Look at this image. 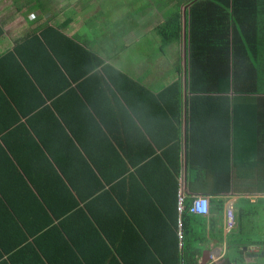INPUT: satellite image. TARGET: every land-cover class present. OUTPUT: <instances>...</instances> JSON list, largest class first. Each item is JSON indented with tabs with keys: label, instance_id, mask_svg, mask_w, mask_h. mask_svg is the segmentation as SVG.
I'll return each mask as SVG.
<instances>
[{
	"label": "crops",
	"instance_id": "obj_1",
	"mask_svg": "<svg viewBox=\"0 0 264 264\" xmlns=\"http://www.w3.org/2000/svg\"><path fill=\"white\" fill-rule=\"evenodd\" d=\"M59 1L61 9L51 13L38 0H0V60L18 50L16 55L29 61L38 76L45 77L48 66L58 67L68 87H74L90 106L101 107V103L106 106L119 101L121 106L111 110L109 121L113 126L123 125L118 130L127 131L129 138L124 135L123 141L130 147L151 148L158 155L178 145V156H169L171 162L161 177L156 178L155 193L162 201L181 190L186 199L201 195L207 196L210 203L209 214L197 216L199 221H195L193 232L186 237L183 231L181 240L177 236L178 250L192 247L193 259L187 257L192 264H237L239 252L258 247L254 244L264 238L261 199L264 196V93L248 96L228 93L230 108L227 109L225 102L205 101L206 97L226 94L194 95L189 91L188 29L184 18H188L189 0ZM255 2L257 13L249 19L260 22L264 28L263 6L259 0ZM54 3L45 1V5ZM36 5L44 13H37ZM174 15L179 18L177 29L169 25ZM50 29L79 48L68 47V43L59 40L61 47L56 49L44 46L33 53L22 50L26 40L40 37L41 33L47 40L52 39ZM181 62L185 64L184 75ZM87 68H90L88 72ZM5 82L19 85L16 80L5 79ZM40 87L36 84L39 99L24 94L17 100L21 115L7 96V101L0 98V110L10 112L0 121L2 125L8 124L14 115L20 123L28 121L34 125L36 118L43 116L42 111L54 114L56 109L66 108L70 99L64 94L67 86L63 85L61 95L54 94V84L43 86L48 94ZM17 88L14 98L21 94V87ZM13 89L15 86L10 87V91ZM1 91L3 94L2 88ZM14 123L3 131L18 129L19 124ZM190 124L193 136L188 144ZM28 132L32 133L29 127L26 131L20 127V133L9 137L13 147L21 151L19 159L26 164L37 158L34 135ZM145 154L133 157L138 161L136 167L141 171L157 169L147 164L155 153L151 157ZM11 161L17 164L12 158ZM10 162L7 169L12 173ZM3 164L0 160V167ZM133 171L131 168L127 173L133 174ZM163 184L169 189H162ZM43 240L40 246L26 251L24 264L98 263L93 259L92 249L84 247L89 254L82 255L76 245L73 248L65 243L53 246L48 239ZM259 252L264 260V246ZM23 256L20 255L21 260ZM254 258L257 254H247L245 264H253ZM178 264H183L182 258ZM257 264L264 263L257 261Z\"/></svg>",
	"mask_w": 264,
	"mask_h": 264
},
{
	"label": "trees",
	"instance_id": "obj_2",
	"mask_svg": "<svg viewBox=\"0 0 264 264\" xmlns=\"http://www.w3.org/2000/svg\"><path fill=\"white\" fill-rule=\"evenodd\" d=\"M189 1L188 18L184 17L188 29L189 91L194 95L226 94L206 97L205 101L225 102L227 109L230 108L228 93L263 94L264 28L260 22L249 19L257 13L256 0ZM259 2L264 10V0ZM178 22V16L174 15L169 25L177 29ZM50 30L52 39L47 40L41 33L40 37L26 40L22 50L33 53L44 46L56 49L61 47L59 40L68 43V47L79 48ZM30 41L36 45H28ZM13 52L0 60V98L7 101V96L19 115L23 114L17 102L21 96L41 97L36 84L45 94L48 93L43 86L54 84V94L60 95L63 85L67 86L64 94L70 99L65 109H56L54 114L42 111L43 116L36 118L34 125L28 121L20 123L13 113L15 119L8 124L0 122V160L4 162L0 167V264L20 261L24 264L26 251L40 246L43 239H48L53 246L65 243L73 248L76 245L82 255L92 249L97 264H178L181 258L183 264H192V247L179 251L176 235L178 217L186 237L193 232L195 221H199L189 211L191 199H184V209L179 213L177 192L161 201L154 187L156 178L171 162L169 156H178V145L158 155L151 148L126 145L123 137L129 138L127 131L118 130L123 125L113 126L109 121L111 110L121 106L119 101L106 106L101 103V107L90 106L74 87H68L58 67L48 66L45 77L38 76L29 61L16 55L18 50L16 54ZM5 79L16 80L19 85H9ZM12 86L15 89L10 91ZM17 86L21 87V94L14 98ZM9 113L1 109L0 121ZM14 122L19 124V130L3 131ZM110 125L115 129L111 130ZM20 127L25 131L29 127L32 133L28 134L34 135L37 158L32 163L21 162L20 149L13 147L9 139L10 135L20 133ZM190 130H193L191 124L187 130L188 144L193 136ZM146 151L149 152L145 154ZM154 153L147 164L157 169L141 171L136 167L138 161L133 157L142 154L151 157ZM10 157L17 164L10 162ZM9 162L12 173L7 169ZM131 168H134L133 174H128ZM81 185H84L82 189ZM162 189L169 187L163 184ZM254 245L260 251L264 238ZM84 247L88 249L83 250ZM247 254H250L249 248L239 252L236 263L245 264ZM256 254L253 264L264 263L261 253Z\"/></svg>",
	"mask_w": 264,
	"mask_h": 264
},
{
	"label": "built area",
	"instance_id": "obj_3",
	"mask_svg": "<svg viewBox=\"0 0 264 264\" xmlns=\"http://www.w3.org/2000/svg\"><path fill=\"white\" fill-rule=\"evenodd\" d=\"M184 199H186V196L184 193L179 190L178 192V212L181 213V211L184 209L183 203ZM191 204L189 206V211L198 214V215H208L209 214V198L207 196H191ZM262 203H264V196L261 197ZM264 205V204H263ZM178 239L181 240L183 237V230H182V222L180 218L177 221V230H176Z\"/></svg>",
	"mask_w": 264,
	"mask_h": 264
},
{
	"label": "rangeland",
	"instance_id": "obj_4",
	"mask_svg": "<svg viewBox=\"0 0 264 264\" xmlns=\"http://www.w3.org/2000/svg\"><path fill=\"white\" fill-rule=\"evenodd\" d=\"M45 1L46 2H48V1H50V0H38V2H40V3H42L43 4V8H46L47 10H50L49 12H51V13H56V12H58L60 9H61V5H59V3H60V1L58 0H52V1H55V3L54 4H46L45 5ZM59 2V3H58ZM114 3H119V1H116V2H114ZM80 5L82 4V2L81 3H79ZM35 10L37 11V13H44V11L43 10H41V7H39L38 5H36L35 7ZM48 8H50V9H48ZM182 12V11H181ZM181 61V60H180ZM181 64H182V66H181V73H183V75H184V73H185V69H184V67H185V64H184V62H181ZM182 79H183V76H182ZM247 209V208H246Z\"/></svg>",
	"mask_w": 264,
	"mask_h": 264
},
{
	"label": "clouds",
	"instance_id": "obj_5",
	"mask_svg": "<svg viewBox=\"0 0 264 264\" xmlns=\"http://www.w3.org/2000/svg\"><path fill=\"white\" fill-rule=\"evenodd\" d=\"M190 213H192V212H190ZM192 214H194V213H192ZM194 215L195 216H206V215H198V214H194ZM258 250H259V247H252V249L249 248L250 255L256 254L257 252H259Z\"/></svg>",
	"mask_w": 264,
	"mask_h": 264
}]
</instances>
